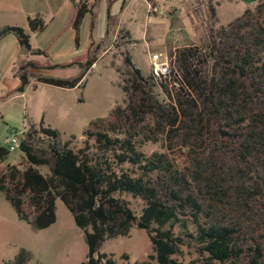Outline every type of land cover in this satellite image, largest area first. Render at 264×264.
I'll use <instances>...</instances> for the list:
<instances>
[{
	"label": "rangeland",
	"instance_id": "rangeland-1",
	"mask_svg": "<svg viewBox=\"0 0 264 264\" xmlns=\"http://www.w3.org/2000/svg\"><path fill=\"white\" fill-rule=\"evenodd\" d=\"M65 1L0 0V29L5 25L22 27L29 35L31 48L46 49L48 58L53 62L67 61L84 54L88 42V17L81 25V46L71 52L68 45L73 44V38L67 30L55 37L58 31L52 30L54 22H50L43 33L29 29L27 17L38 16L46 23ZM126 1H130L126 16L131 13L137 18L135 29H130L135 43L121 30H114L120 21L118 6L122 0H98L95 16L97 33L105 32L107 26L108 32L101 40L95 38L90 47L89 53L96 60L81 84L68 88L38 80L43 75L63 78L76 76L79 73L76 66L50 70L25 67L23 72L28 83L23 93L0 98V143L8 149V135L12 129L20 134L25 125L20 139L25 138L31 126L38 128L43 118L44 126L58 132L60 142L68 141L69 147H80L83 129L90 121L109 115L116 106H125L123 86L128 89L133 77L132 68L125 62V54L128 53L133 66L145 78L140 81L138 95H144L146 102L140 108L141 112L128 115L127 121L136 147L145 156H165L168 171L157 175L164 194H168L171 186L179 187L183 194H190L198 202L200 223L211 221L233 226L237 230L236 241L245 252L234 264H248V249L258 246L264 251V129L254 128L262 137L256 134V137H248L246 128L249 126L252 129L254 126L250 122L236 132H241V139L239 135L232 140L226 137L230 129L228 126H220L219 129L222 118L204 108L202 99L186 85L178 62L180 49L197 46L198 49L192 51L186 64L190 70H197L202 76L213 64L209 55L210 34L219 25H226L237 17L240 7L236 3H229L231 0H225L218 9L219 23L212 17L202 21L198 10H195V3L183 10L186 16H183L182 24L176 20L174 22V27H180L178 34H182V37L162 40L167 46L164 53L172 57L171 70L180 79L179 84L171 86L151 77L149 62V53L160 51L159 38L168 37L170 20L165 24L147 22L146 0ZM107 7L111 14L109 19L106 18ZM249 8L252 15L248 23L240 22L236 32L237 36L244 35L243 40L248 44L249 34L255 33L253 25L257 22L264 24V2L260 1ZM161 16L157 14V18ZM123 22L126 23L125 18ZM147 28L148 39L152 36L151 32L156 33L150 47L144 36ZM217 40L220 41L219 38ZM130 43L133 45L129 46ZM61 45L67 52L58 56L55 51ZM33 58L39 62L46 59L44 55H32L22 48L13 33L0 38V95L18 85V62L21 60L27 66V62ZM128 92H131L130 89ZM247 101L248 107L255 112L264 110L262 98L251 95V102ZM227 121L232 123V119ZM240 140L250 145L248 150L242 147ZM35 144L44 150L45 138H35ZM239 153L242 154L240 157ZM7 161L24 163L26 158L17 149L9 152ZM37 168L43 174L49 171L47 165ZM132 201L138 204L135 199ZM55 205V222L46 228L36 229L31 223L18 219L13 206L0 193V264L11 262L20 250L28 255L26 264H80L86 258L88 247L83 230L75 224L72 213L60 199L56 200ZM96 248L111 255L116 264H140L144 261L157 264L149 257L154 251L147 233L136 226L126 236L100 241ZM176 257L182 264H199L202 260L194 247L187 246H181Z\"/></svg>",
	"mask_w": 264,
	"mask_h": 264
},
{
	"label": "trees",
	"instance_id": "trees-1",
	"mask_svg": "<svg viewBox=\"0 0 264 264\" xmlns=\"http://www.w3.org/2000/svg\"><path fill=\"white\" fill-rule=\"evenodd\" d=\"M72 1V12L55 37L67 29H73L77 47L80 25L88 14V33L92 45L95 40L93 8L97 0ZM251 15L248 7L210 34L209 55L213 64L202 76L197 70H190L186 64L192 51L198 49L197 46L183 47L178 55L186 85L202 99L204 108L222 118L219 129L220 126H228L230 130L226 137L231 140L238 138V135L241 139V132H236L250 122L254 126L252 129L249 126L246 128L248 137L260 138L261 133H256L254 128L264 129V110L255 112L248 107L247 101H250L251 95L264 100V24L257 22L253 25L255 33L249 34V44L244 42V35H236L239 23H248ZM27 22L32 32L41 31L45 25L38 16L27 17ZM8 33H13L18 44L26 51L44 55L46 59L43 62L30 60L27 66L21 63L19 84L1 96L3 99L24 91L28 83L23 72L25 67L50 70L76 66L79 69L76 76L63 78L43 75L38 79L71 88L81 84L96 60L88 49L86 53L67 61L52 62L46 49H31L29 35L22 27L5 25L0 29V38ZM125 62L133 72L128 88L131 92L123 86L125 106H116L109 115L90 121L83 129L80 147L72 148L68 141L60 142L58 132L44 126L43 118L38 128L31 126L26 137L19 141V149L26 162H8L9 150L0 144V193L13 206L18 219L31 223L36 229L46 228L55 222V203L60 199L84 233L88 250L80 264H116L111 255L97 250L96 243L106 238L126 236L133 226L147 233L154 251L149 257L157 264H182L176 257L181 246L194 247L202 258L199 264H234L245 252L236 241L237 230L233 226L211 221L200 223L198 202L190 194H183L179 187L171 186L168 194H164L157 175L168 171L165 156H145L136 147L127 121L128 115L141 112L140 108L146 102L144 95H138L140 81L145 78L133 66L128 53L125 54ZM175 75L171 70L172 77L160 81L166 85H177L180 79ZM229 119H232V123L227 121ZM38 137L41 140L45 138L44 150L35 144ZM240 143L245 150L250 147L245 140H240ZM40 165L49 166L47 174L39 171L37 167ZM132 199L138 204L135 205ZM248 252V264H264V251L260 247L254 246ZM27 260V253L20 250L11 262L2 264H26ZM140 264L151 263L144 261Z\"/></svg>",
	"mask_w": 264,
	"mask_h": 264
},
{
	"label": "crops",
	"instance_id": "crops-1",
	"mask_svg": "<svg viewBox=\"0 0 264 264\" xmlns=\"http://www.w3.org/2000/svg\"><path fill=\"white\" fill-rule=\"evenodd\" d=\"M224 1L225 0H146V2H147V4H146L147 5V10H148L147 11V15H146L147 22H152L154 24H156V23L165 24L166 22L168 23L169 20L171 22L169 24V27H168V34H169L168 37L167 38H159L160 42H161L160 45H159V47H160V51L159 52L164 53V51L167 49L166 44L162 43V40H167L168 38L171 39L172 37H180V38L182 37V34L181 35L178 34V32H180L179 31L180 27L179 26L174 27L175 26L174 22L176 20V21L179 22V24L180 23L182 24L183 16L184 15L186 16V13H183V10L188 8L191 4L193 5L195 3V5H196L195 10L196 9L198 10V13H199V15L202 18V21H205V20H207V19L212 17V18L215 19V21L217 23H219V21H218V9H219V7L222 5V3ZM226 1H229V0H226ZM260 1L264 2V0H231V1H229V3H236V4L239 5L240 11H239L238 14L240 15L246 8L251 7V6H253L254 4H256V3L260 2ZM97 2H98V0H97ZM129 5H130V1L127 2L126 0H122L121 4L118 6V15H119V20L120 21L118 22V25L115 27L114 30L118 31V32L121 30L122 32H124V34L126 36H128L129 39L132 40L133 44H134L135 43L134 35H132V32H131L130 29L131 28L133 30L135 29L134 26H136V24H137V20H136L137 18L134 17L131 13H130V15L126 16V13H127L128 8H129ZM73 6H74V3H73L72 0L65 1V3L63 5H61L60 7H58L56 9L55 13L50 16L48 22L45 23V21L43 20L44 24H45L44 28L41 31H38V33H43L48 28V25H49L50 22H54L53 25H52V30H54V32H57L59 30V28L63 25L65 20L69 17L70 13L72 12ZM96 8H97V5L93 8L95 16H96ZM152 8H155V11H153ZM157 14H161L163 16H161V18H157ZM110 15L111 14L109 13V7H107V16H106V18L109 19ZM164 16H166L167 18H165ZM86 17H88V22H87L88 42L86 43V50H88V49L90 50V47L92 45H90V38H89V33H88V24H89V15L88 14H86L83 17L82 23H83V21L86 20ZM124 18H125V22L126 23L123 22ZM82 23H81V25H82ZM96 24L97 23L95 21L94 37L96 39H98V40H101V39H103L105 37L106 33L108 32V26H107L105 32L100 31L99 33H97ZM81 25H80L79 44H78L77 47L75 46V43H74V35H75L74 30L73 29H67V31H66L73 38V44H69L68 45V49L70 50L69 52H71L74 49L75 50L79 49L80 46H81ZM183 26H184V24H183ZM110 31L112 32V29H110ZM151 35L152 36L149 37V39H148V28H147V31L146 32L144 31V36H145L146 41H148V45L147 46H149V47H150V41H152V40H154V38H156V36H155L156 33L155 32H151ZM185 36L186 35L184 34L183 37H185ZM133 44L130 43L129 46H131ZM95 47H97V45H95ZM65 52H67V51L65 50L63 45H61V46H59L56 49L55 54L59 56L60 54H64ZM153 52H155V51H153ZM29 53H31L32 55H35L31 51H29ZM31 60H36V59L33 58ZM18 63H19V66H20L21 60ZM18 63H17V65H18ZM75 68H76L77 71H79V69L77 67H75ZM17 86L18 85H16L14 88H16ZM14 88H12V89H14ZM12 89H10V90H12ZM7 91H9V90L4 91L0 95V98ZM22 93L15 92V93L9 95V97L14 95V94L17 95V94H22ZM0 116H2V115H0ZM24 126L21 129L20 134H18V139L19 140H20L21 133L24 132Z\"/></svg>",
	"mask_w": 264,
	"mask_h": 264
},
{
	"label": "built area",
	"instance_id": "built-area-1",
	"mask_svg": "<svg viewBox=\"0 0 264 264\" xmlns=\"http://www.w3.org/2000/svg\"><path fill=\"white\" fill-rule=\"evenodd\" d=\"M155 11V8H152ZM150 75L155 80L169 79L171 76L172 57L162 52L149 53ZM9 152L16 151L19 148V139L17 132L12 129L8 135Z\"/></svg>",
	"mask_w": 264,
	"mask_h": 264
},
{
	"label": "water",
	"instance_id": "water-1",
	"mask_svg": "<svg viewBox=\"0 0 264 264\" xmlns=\"http://www.w3.org/2000/svg\"><path fill=\"white\" fill-rule=\"evenodd\" d=\"M99 242H100V241H98V242L96 243V246L98 245Z\"/></svg>",
	"mask_w": 264,
	"mask_h": 264
}]
</instances>
